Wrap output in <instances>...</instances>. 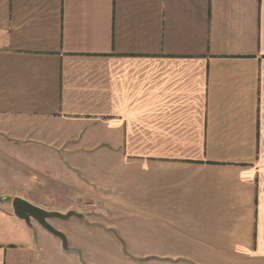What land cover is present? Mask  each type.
<instances>
[{
	"label": "crops",
	"instance_id": "obj_1",
	"mask_svg": "<svg viewBox=\"0 0 264 264\" xmlns=\"http://www.w3.org/2000/svg\"><path fill=\"white\" fill-rule=\"evenodd\" d=\"M0 121L131 193L163 264H264V0H0ZM9 207L0 264H88Z\"/></svg>",
	"mask_w": 264,
	"mask_h": 264
},
{
	"label": "rangeland",
	"instance_id": "obj_2",
	"mask_svg": "<svg viewBox=\"0 0 264 264\" xmlns=\"http://www.w3.org/2000/svg\"><path fill=\"white\" fill-rule=\"evenodd\" d=\"M8 129L0 121V209L11 208L13 198L20 196L47 210L82 214L49 221L67 230L58 228L70 249L80 246L77 251L88 264H163L158 254L169 250L156 247L147 223L137 225L139 220L130 216L136 203L131 193L127 199L119 197L116 185L101 182L98 171L85 175L72 167L64 149L42 144L35 132ZM72 156L83 157L79 152Z\"/></svg>",
	"mask_w": 264,
	"mask_h": 264
},
{
	"label": "water",
	"instance_id": "obj_3",
	"mask_svg": "<svg viewBox=\"0 0 264 264\" xmlns=\"http://www.w3.org/2000/svg\"><path fill=\"white\" fill-rule=\"evenodd\" d=\"M12 208L14 214L22 219L29 225L32 224V219L36 220L43 228L48 232L58 237L62 242V247L64 250H69L68 238L67 235L56 228L49 220L51 219H69L71 217H83L82 214L70 210L67 212H61L57 210H47L44 209L25 198L16 196L12 200Z\"/></svg>",
	"mask_w": 264,
	"mask_h": 264
}]
</instances>
